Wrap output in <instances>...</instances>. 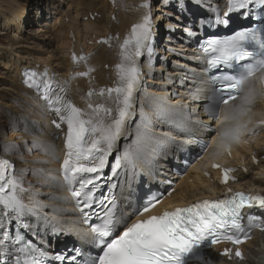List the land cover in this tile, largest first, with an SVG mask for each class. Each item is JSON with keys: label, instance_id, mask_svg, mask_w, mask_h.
<instances>
[{"label": "bare ground", "instance_id": "1", "mask_svg": "<svg viewBox=\"0 0 264 264\" xmlns=\"http://www.w3.org/2000/svg\"><path fill=\"white\" fill-rule=\"evenodd\" d=\"M165 1L167 5L161 10ZM31 3L36 8L32 18L28 12L30 5L25 6L26 8L24 4L21 7L17 5L16 7L19 6L17 10L15 5L18 3L14 0L5 5L12 6L9 9L0 8V17L3 20L0 27L14 31L11 38L13 50L2 51L3 47L0 50V67L8 71L7 80L12 94L16 96L15 98L11 95L4 96L8 103L2 104L4 107L2 109L7 113L0 119V143L6 144L3 148L4 158L11 160L14 175L23 186L25 199L39 213L34 222L35 224L42 222L45 231L38 233L46 237L43 241L49 247L56 248L62 242H73L75 239L88 242L91 237L86 234L88 230L79 225L70 197L62 186L60 166L64 156L58 149L64 142L62 132L65 123L60 122L52 110L53 105L47 100L41 103L36 91L28 90L21 83L22 74L33 72L37 75L47 74L43 80L47 79L51 85L52 90L49 93L51 98L60 95L70 100L86 113L85 118L92 112L88 108L90 103L93 107L99 105L102 109L111 108L113 109L111 115L116 116L117 93L115 91L109 93L108 89H115L120 84L117 65L122 62V46L129 37L132 27L142 22L145 15H149L150 39L141 47L139 56H132L139 77L133 90L128 134L120 144L121 173L117 174V178L121 184L116 187L115 195L126 194L130 198L138 192L142 177L152 180L157 187L162 188L167 180L164 176L172 175L171 170L173 166L180 165L182 154L195 150L193 142L184 139L183 133L190 132L197 138H204L206 130L204 125L208 124L206 118L201 116L204 112L203 106L197 102L207 98L210 92L201 77L200 68L191 65L194 64L193 61L200 60L197 53L184 55L178 53L173 57L172 54L161 51L162 44L172 46L165 43L169 38L171 43L173 39L179 41L181 37H185L187 43L193 39L178 34H173L174 37L164 35L166 23L163 24L162 21L166 13H169V18L173 17L172 10L174 15L177 12L185 14L186 11H191V8L202 5L187 1L180 4L177 0H34ZM143 4H148L149 7L144 8ZM199 13L205 15L203 9L199 10ZM82 20L86 22L81 24ZM33 23L43 25L44 29L39 28L38 31L47 33L48 37L44 38V42L57 44L55 53L45 54L41 50L29 47L33 44L30 40L35 36L28 33L27 27ZM188 24L189 22L183 27L182 33L192 28ZM15 40L22 42H14ZM179 46L181 49L185 48L184 39ZM127 52L129 54L135 52L134 42L128 46ZM182 58L186 59V62H183ZM179 66L186 69L185 74L177 70ZM187 78L195 82L197 95H190L183 86ZM245 85V96L248 95L250 86H254L256 92H259L261 87L260 81L254 78ZM90 91L91 96L88 95ZM99 115L101 118L105 117L103 110ZM196 120L200 123H196ZM246 120L250 124L244 122L237 127L240 141L233 145L235 148L238 143L244 142L246 146L241 150L232 151L233 156L242 157L235 163L237 186L248 191L264 190V124L260 123L264 118L261 121L247 118ZM53 121L60 123L61 126L57 128ZM7 129L13 131L14 136L19 139L16 144L7 145L3 138ZM220 130L217 124L213 132L220 134ZM222 147L220 149L216 143L211 144L216 154L230 156L228 151L230 147L225 145ZM23 148L33 154L35 159L29 156L27 159L18 158L17 152L23 153ZM159 154H161L159 167H165L164 176L161 175L162 171L155 170V166H158L156 163H150V160L158 159ZM25 155L23 153V156ZM31 159L36 163L26 162ZM221 190L224 188L220 185L218 177L214 182L202 179L198 175L186 176L172 193L182 196L183 201L189 202L198 196H216L222 192ZM129 214L127 210L121 217H127ZM54 230L59 233L57 238L54 237ZM252 244L254 246L256 244L258 250L254 249L252 253H247L251 250ZM246 249L248 251L244 256L249 260L248 263L264 264L259 257L263 252L259 249L257 238L254 242L248 243ZM234 261L237 260L232 255L219 256L214 259L213 264H233Z\"/></svg>", "mask_w": 264, "mask_h": 264}, {"label": "snow or ice", "instance_id": "2", "mask_svg": "<svg viewBox=\"0 0 264 264\" xmlns=\"http://www.w3.org/2000/svg\"><path fill=\"white\" fill-rule=\"evenodd\" d=\"M253 0H228V11L246 8ZM258 4H264V0H256ZM142 7L148 8V4ZM215 11V9H213ZM259 19V17H257ZM217 23L228 24V20H220ZM151 19L145 15L142 23L134 25L131 33L125 39L122 46V62L117 65L119 70L120 84L115 89H108L111 93H117L116 113L112 116L113 109L101 108L97 105L93 107L90 103L88 108L92 110L85 118L86 113L76 107L70 100L60 95L51 98V85L48 82L43 83V98L53 105L52 110L59 117L61 123L67 125L65 147L67 149L62 165L64 179L70 185V190L74 197L78 199L77 203L82 204L81 211L90 208L93 202V192H84L87 185L94 184L92 178L80 179V190H76L73 185L77 183V175L83 173H99L105 166L106 157L114 147L117 138L120 136L124 127L125 118L129 115L132 107L133 90L136 84L139 72L135 60L132 56H139L140 49L145 41L150 39ZM134 42L135 52L129 54L127 48ZM250 46L251 50H250ZM205 53H215L209 60L213 67L223 66L226 69H234L233 73H224L220 76H214V84L218 85L213 94L208 98L210 103L205 106V111L212 119H219L221 111L220 105H228L230 101L238 98L243 100L239 109L250 111L255 103L256 89L250 86L248 95L241 97L244 91V84L256 76L264 73V37L256 29L245 32H237L235 36L225 37L224 39L208 40L207 46L201 45ZM257 48L260 50L257 51ZM260 58L259 62L255 61ZM83 59V58H81ZM244 62V63H242ZM37 73L33 72L30 76L29 87H34L38 91L41 84L34 77ZM261 87L259 94L264 96V77L260 79ZM63 91V89H61ZM89 96L92 95L90 91ZM103 95V90L101 91ZM103 110L105 117L101 118L99 113ZM108 117H111L108 119ZM59 128L60 123L53 121ZM264 124V121L260 122ZM221 134L227 143L239 142V131L235 124L225 126ZM94 153H102L94 156ZM230 154V152H229ZM88 161V163H84ZM218 167V165H213ZM12 165L7 160H0V205H3V215L9 212L15 213V220L21 225V218L25 212H33L31 208L17 197V188L20 187L18 181L9 175ZM116 167H119L117 161ZM115 171V169H113ZM232 169L224 170L222 183H227L229 172ZM94 187H99L94 185ZM23 192L24 189L20 188ZM160 201L152 197L137 209L136 215L144 216L151 211ZM255 202L264 206V196L246 195L244 193H231V189L225 194L224 198L210 201L203 200L187 207H176L171 211H165L160 215H151L146 219H137L130 226L127 224L123 230L113 235L114 231V213L112 207L107 209L102 225L92 228L96 234L97 247L100 251L91 258L90 264H189L193 258L203 259L201 255L202 247H211L222 240L231 242L233 245L242 243L243 238H248L247 229L253 227L252 221L257 219L250 214L246 215L242 210L245 207L251 208ZM103 204V201L100 202ZM247 219L245 226L242 222ZM27 228V224L22 225ZM264 230V229H262ZM7 232L4 233L7 239ZM109 237H111L109 239ZM21 236L17 234L16 243L21 242ZM2 243V241H0ZM32 255L30 260H25L24 264H43L42 257L44 253L36 246L28 244L20 251L29 250ZM79 255V249L76 250ZM228 255L229 250L225 249L222 253ZM236 256L242 258V254L237 251ZM56 259L63 260V256H57Z\"/></svg>", "mask_w": 264, "mask_h": 264}, {"label": "rangeland", "instance_id": "3", "mask_svg": "<svg viewBox=\"0 0 264 264\" xmlns=\"http://www.w3.org/2000/svg\"><path fill=\"white\" fill-rule=\"evenodd\" d=\"M11 1L13 0H0V8L4 7L5 9H9L10 7H12L14 4L12 3V6L10 7H6L8 3H10ZM15 3L17 2L18 4L15 5V9L18 10V7H16L17 5H21L24 4V8H26L25 6H29V9H28V12L30 13L29 15H32L35 13V10L36 8H34L35 6H32V3L34 0H14ZM6 5V6H5ZM66 9V7H65ZM157 12V11H156ZM162 13H160L159 15V18L161 19ZM2 18L0 17V26L2 25ZM44 23V22H43ZM85 22H83V20L81 21V24H84ZM43 25H39V24H31L29 27H27V31L28 33H32L35 37H33L32 40H30V42H32L33 44L29 45V47H32V48H35L34 50H41V52L43 53H55L56 51V48H57V44L56 43H46L44 42V38L45 37H48L47 33L43 32V33H40L39 28L41 29H44L42 27ZM0 33L3 34V35H0V50L1 48L3 47L2 51H9L11 49V44L13 43L11 41V38H13L12 36L14 35V31L13 29H6V28H3L0 27ZM18 34H16V37L15 39L17 38ZM24 39L26 38V34L23 36ZM38 37H41V39H38ZM29 39V37L27 38ZM14 42H19L21 43L22 40H18V41H14ZM28 45V44H27ZM5 49V50H4ZM13 50V49H11ZM60 50V49H59ZM30 52H33V51H30ZM45 58V57H44ZM4 59V58H3ZM2 61V60H1ZM8 71L3 69L2 67H0V119L3 117L4 113H7V111H4L2 108H4L2 106V104L4 103H8V101H6V99H4V96L5 95H8V96H12L13 98H15V94H12L11 92V87L9 86V82H8ZM10 91V92H9ZM18 100V98L16 99ZM14 101V100H13ZM3 111V112H2ZM14 132L11 131L10 129H7V131L5 132V135H4V139L7 141V145H14L16 144V142H18V138H16L14 136ZM6 144L4 143V146L5 147ZM6 149V148H5ZM17 151H15L14 153L16 154ZM31 152V151H30ZM23 153H25L26 155L23 156ZM23 153L20 151V152H17V156L18 158H23V159H27L26 157H30V158H34V155L31 154V153H28V151H26V149L23 148ZM33 159H31L29 162L26 161L27 163H36V161H34ZM19 162V160H17ZM37 182V180H36ZM38 185V184H37ZM38 187V186H37Z\"/></svg>", "mask_w": 264, "mask_h": 264}]
</instances>
